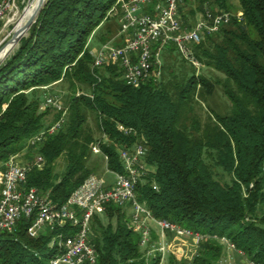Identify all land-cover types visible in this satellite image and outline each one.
<instances>
[{
    "label": "trees",
    "instance_id": "trees-1",
    "mask_svg": "<svg viewBox=\"0 0 264 264\" xmlns=\"http://www.w3.org/2000/svg\"><path fill=\"white\" fill-rule=\"evenodd\" d=\"M118 1L47 0L29 35L0 65V171L24 151L26 161L43 157L44 168L28 174L26 187L48 194L59 208L87 178L97 175L96 166H88L93 144L100 143L108 157L106 163L101 156L106 169L124 174L120 151L141 143L150 171L138 185V201L156 220L204 236L192 261L170 256L168 264H219L229 248L222 239L245 262L264 264V0H238L243 21L233 19L193 47V59L222 74L223 80L194 70L175 84L149 80L139 88L129 86L117 66L92 68L89 41L111 12L121 11ZM196 1L203 14L206 9L230 13L232 8L228 0ZM176 50L171 45L164 51ZM58 84L67 85L66 123L40 147L27 149L33 136L61 116L42 108L46 94ZM216 86L230 108L226 114L210 108L202 122L193 103H207ZM91 114L106 140L96 139ZM121 128L132 132L125 134ZM62 156L67 165L58 174L56 163ZM214 167L230 183L218 180ZM127 208L108 206L106 225L94 217L96 264H161L160 252L147 254L154 233L149 247L142 249V235L131 228ZM30 224L23 219L13 233L0 231V264L50 263L53 233L31 238ZM61 232L68 236L75 231L66 227Z\"/></svg>",
    "mask_w": 264,
    "mask_h": 264
},
{
    "label": "built area",
    "instance_id": "built-area-1",
    "mask_svg": "<svg viewBox=\"0 0 264 264\" xmlns=\"http://www.w3.org/2000/svg\"><path fill=\"white\" fill-rule=\"evenodd\" d=\"M181 1L119 0L121 27L114 38L91 52L92 68L97 70L117 66L124 72L126 83L139 88L149 80H159L161 55L168 46H175L195 66H201L192 57L193 47L199 45L207 35L219 33L233 19L243 21V14L240 12L213 13L206 9L201 19L193 26H188L180 16ZM24 3L25 0H0V34L16 23ZM118 40L122 43L119 44ZM42 108L51 109L61 116L33 136L28 141L27 149L40 147L66 123L68 107L63 101V95H48ZM121 130L125 134L132 132L129 129ZM92 151L94 155L103 156L108 163V157L103 154L100 143L93 144ZM146 155L147 149L141 143L121 150L124 174L106 169L114 177L112 182L105 177L91 175L59 208L52 204L48 194L42 195L37 189L26 187L28 174L34 169L44 168L43 157L36 156L32 161H21L26 156V151L11 157L5 164V170L0 171V231L13 233L21 220H31L27 228V234L31 238L53 233L48 247L53 251L54 257L49 264H96L99 255L91 242L94 217L111 205L129 206L132 209L131 228L142 235V249H147L152 240L149 223L153 222L158 227L159 246L155 251L150 249L147 254L151 256L158 251L162 254L163 262L169 252V247L165 244L168 233L195 239L197 243L204 236L171 222L156 220L150 210L138 201V185L150 171L145 163ZM154 189L157 190V187ZM66 227L75 232L65 236L61 230ZM222 242L230 249H235L225 239ZM247 264L257 263L248 260Z\"/></svg>",
    "mask_w": 264,
    "mask_h": 264
},
{
    "label": "rangeland",
    "instance_id": "rangeland-1",
    "mask_svg": "<svg viewBox=\"0 0 264 264\" xmlns=\"http://www.w3.org/2000/svg\"><path fill=\"white\" fill-rule=\"evenodd\" d=\"M33 0H25V3L23 7H21V11L19 14V17L16 21L20 19L22 16L24 9L29 6V4ZM229 3L232 5V8L230 9V13L232 14H238L239 13V1L238 0H228ZM180 16L183 18V21H188V26H193L199 19L202 18L203 13L199 9V3L196 0H182L180 4ZM121 13H112L109 15V21L103 25H101L93 34L89 41V47L91 49V52L96 50L98 47H100L101 44L104 43L105 40H107V37L113 34L117 35L121 24ZM15 23V24H16ZM15 24L11 26L9 29H6L0 34V43H2L7 37L11 36L13 34V30L15 27ZM107 31H110V33H107ZM29 33L27 34V36ZM112 36V37H113ZM111 37V38H112ZM115 37V36H114ZM113 37V38H114ZM164 55L162 56V65H161V71H160V77L158 82H163L164 84H175L176 82H180L184 77H189L192 75L194 70L196 71V74L203 75L213 81L221 79H224V76L214 70H211L204 66H195L192 67L191 63L192 60L189 58H186L183 54L176 51H164ZM11 56V55H10ZM9 56V57H10ZM8 57V58H9ZM7 58V59H8ZM1 65V64H0ZM164 66V68H163ZM67 85L64 84H58L50 88L48 93L49 94H59L63 95V101L66 104V99L64 97V94L67 93ZM44 98V94L42 96ZM195 113L198 115L200 120L202 122L206 121L209 113V109L212 108L218 113L226 114L228 109L230 108V102L225 97L223 90L220 86H216L215 92L212 95V97L209 98V101L205 104L194 102L193 103ZM52 117V116H50ZM52 119V118H51ZM89 125L93 129L96 139L102 140V135L98 131L96 118L93 114L89 115ZM106 140V138H104ZM25 161V158H23L21 161ZM209 163L213 164L211 160H208ZM67 161L65 156H62L58 159L56 163V172L58 174H62L66 169ZM96 166L97 168V175H100L101 177L110 178V174L106 172V163L103 160L101 156L92 155L88 166L93 167ZM214 172L217 175L216 178L220 180L222 183H230V177L223 174V172L220 169H217L214 167ZM112 179H114L112 177ZM127 217L129 221L131 222V215L132 210L131 208L125 209ZM100 219H102L103 223L106 225L108 224V219L105 217V211L98 214ZM112 224L116 226V220L112 221ZM151 230L152 234L154 233V237L151 244V249L154 251L158 248L159 240H158V227L155 225V223L151 222L148 225ZM91 233L93 234V228L91 230ZM168 235V234H167ZM156 236V237H155ZM169 252L166 254L164 261L161 264H168V260L170 256H173L177 258L178 260H187L192 261L194 257L197 254L198 245L197 241L195 239L191 238H185L182 236H175V235H169ZM159 241V242H158ZM227 251V250H226ZM156 252L152 253L151 256H154ZM243 260L244 258L241 257ZM219 264H241V260L239 255L237 254V251L235 252L233 249H231L230 256L222 258L221 262ZM247 264V262L245 263Z\"/></svg>",
    "mask_w": 264,
    "mask_h": 264
},
{
    "label": "bare ground",
    "instance_id": "bare-ground-1",
    "mask_svg": "<svg viewBox=\"0 0 264 264\" xmlns=\"http://www.w3.org/2000/svg\"><path fill=\"white\" fill-rule=\"evenodd\" d=\"M39 4L40 0H33L29 6L26 7L22 16L15 25L13 34L0 43V64H2L18 48V45L11 39L14 34L19 35L22 33L28 20L37 12Z\"/></svg>",
    "mask_w": 264,
    "mask_h": 264
},
{
    "label": "water",
    "instance_id": "water-1",
    "mask_svg": "<svg viewBox=\"0 0 264 264\" xmlns=\"http://www.w3.org/2000/svg\"><path fill=\"white\" fill-rule=\"evenodd\" d=\"M46 2H47V0H40V4H39L37 12L28 20V22H27L24 30L22 31V33L19 35H16V34L13 35L11 40H13L18 46H19L21 40L27 36V34L29 33L32 26L37 22V18L40 15L42 9L44 8ZM25 9H24V11H25Z\"/></svg>",
    "mask_w": 264,
    "mask_h": 264
},
{
    "label": "crops",
    "instance_id": "crops-1",
    "mask_svg": "<svg viewBox=\"0 0 264 264\" xmlns=\"http://www.w3.org/2000/svg\"><path fill=\"white\" fill-rule=\"evenodd\" d=\"M112 36H113V35H112ZM112 36H111V37H112ZM114 36H116V35H114ZM114 36H113V37H114ZM113 37H112V38H113ZM112 38H110L109 40H111ZM109 40H108V41H109ZM118 43L121 44L122 42H121L120 40H118ZM103 44H104V43H103ZM101 45H102V44H101ZM101 45H100V46H101ZM109 177H110V178H106L107 181H109V182L114 181V179H112L113 176H112L111 174H110ZM113 178H114V177H113ZM157 235H158V237H159V235H160L159 232H157ZM169 235H174V234H172V233H168V235H167V237H166V240H165V244H166V245H168V242H169V238H170ZM158 240L160 241V237L158 238ZM168 246H169V245H168ZM234 251H235V250H234ZM230 252H231V249H230V248H227V251L225 252V255H224L223 258L225 259L226 256L229 257V256H230ZM235 252H236V251H235ZM237 254H238L239 257H240L241 264H245L246 262H245V260H243V259L241 258V255L239 254V252H237Z\"/></svg>",
    "mask_w": 264,
    "mask_h": 264
}]
</instances>
